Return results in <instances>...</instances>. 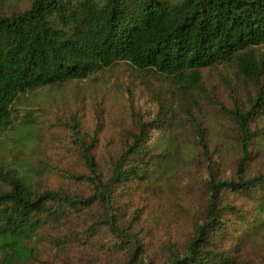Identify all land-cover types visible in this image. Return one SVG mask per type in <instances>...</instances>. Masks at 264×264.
<instances>
[{
  "label": "trees",
  "instance_id": "1",
  "mask_svg": "<svg viewBox=\"0 0 264 264\" xmlns=\"http://www.w3.org/2000/svg\"><path fill=\"white\" fill-rule=\"evenodd\" d=\"M121 61L177 94L201 91L203 71L221 64L233 66L253 87L246 99L234 96L230 108L217 102L237 130L236 177L220 180L209 171L202 222L183 250L171 249L158 263L238 264L240 242L231 237L264 226V172L246 175L248 160L260 148L258 122L264 116V0H31L24 9L0 14V129L12 124L20 96L86 79ZM181 110L189 116L197 148L204 149L190 102ZM170 115V103L158 97L154 114L138 119L106 179L96 173L92 142L83 147L81 157L93 173L85 178L92 188L88 195L36 190L16 174H0L7 185L0 190V264L28 263L36 257L33 242L45 224L63 226L94 207L98 214L86 229L107 226L126 247L125 264H154L146 263L136 233L121 225L115 188L157 176L154 161ZM228 191L256 198V215L225 203Z\"/></svg>",
  "mask_w": 264,
  "mask_h": 264
},
{
  "label": "rangeland",
  "instance_id": "2",
  "mask_svg": "<svg viewBox=\"0 0 264 264\" xmlns=\"http://www.w3.org/2000/svg\"><path fill=\"white\" fill-rule=\"evenodd\" d=\"M30 2L0 0V14L24 9ZM203 72L201 91L177 94L162 87L153 75L121 61L86 79L20 96L12 124L0 129V174H16L36 190L88 195L92 188L85 178L93 173L81 157L83 147L92 142L96 173L106 179L138 119L151 118L158 97L165 98L171 115L154 161L157 176L117 185L115 201L121 225L136 233L146 263L166 260L171 249L183 250L202 222L209 171L220 180L234 179L241 155L233 120L219 110L217 102L230 108L234 96L246 99L253 87L227 64ZM186 101L204 132V149L197 148L189 116L181 110ZM258 125L260 148L247 162V176L264 172V116ZM5 183L0 176V190L7 187ZM224 199L243 214L256 215V198L251 195L228 191ZM97 214L94 207L64 221L63 226L45 224L33 242L36 257L26 264H125L126 247L107 226L86 229ZM229 217L235 221L234 215ZM231 238L240 242L238 264H264V226L248 235L239 230Z\"/></svg>",
  "mask_w": 264,
  "mask_h": 264
}]
</instances>
